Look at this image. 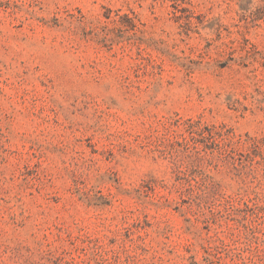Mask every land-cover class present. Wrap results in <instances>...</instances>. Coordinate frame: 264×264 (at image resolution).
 <instances>
[{"label":"rangeland","instance_id":"1","mask_svg":"<svg viewBox=\"0 0 264 264\" xmlns=\"http://www.w3.org/2000/svg\"><path fill=\"white\" fill-rule=\"evenodd\" d=\"M0 264H264V0H0Z\"/></svg>","mask_w":264,"mask_h":264}]
</instances>
